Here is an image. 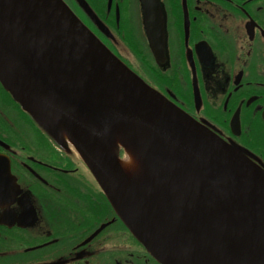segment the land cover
Wrapping results in <instances>:
<instances>
[{
	"label": "water",
	"instance_id": "95a60500",
	"mask_svg": "<svg viewBox=\"0 0 264 264\" xmlns=\"http://www.w3.org/2000/svg\"><path fill=\"white\" fill-rule=\"evenodd\" d=\"M142 2L158 50L160 3ZM0 82L72 144L161 264H264V170L149 86L63 0H0ZM118 141L138 151L147 179L129 177Z\"/></svg>",
	"mask_w": 264,
	"mask_h": 264
},
{
	"label": "flooded vegetation",
	"instance_id": "af4514ba",
	"mask_svg": "<svg viewBox=\"0 0 264 264\" xmlns=\"http://www.w3.org/2000/svg\"><path fill=\"white\" fill-rule=\"evenodd\" d=\"M63 1L133 72L264 170V0H159L158 50L142 0ZM71 148L0 84V264H161Z\"/></svg>",
	"mask_w": 264,
	"mask_h": 264
},
{
	"label": "rangeland",
	"instance_id": "374dc122",
	"mask_svg": "<svg viewBox=\"0 0 264 264\" xmlns=\"http://www.w3.org/2000/svg\"><path fill=\"white\" fill-rule=\"evenodd\" d=\"M135 18H136V16H135ZM136 20L138 22L139 17H138V19L136 18ZM133 26H134L135 31H137L138 30L137 27L134 24H133ZM61 143L66 145V143H68V142L66 140H63ZM68 144H69V146L72 145L70 142ZM116 147H117L116 148L117 149L116 154H117L120 162L122 161L123 163H125L127 161V158H129V156H131L132 158H135L138 155V158H142L141 155L138 153V151H136V150L131 151L130 147H128L127 145H125L121 141L117 142ZM68 148L70 149V147H68ZM71 150H74L76 152V150L73 147L71 148ZM144 165H145V163H144ZM144 165H142V166L139 165L137 168L134 169L133 173L129 172L128 170H125V171L127 172L129 177L133 181L138 182L142 179H147V177H148V169H147L146 165L145 166ZM78 169H79V173L84 174L82 172V171H84L85 172L84 175H86L89 179H91L93 182H95L92 175L90 174V172L86 168V166L79 165Z\"/></svg>",
	"mask_w": 264,
	"mask_h": 264
},
{
	"label": "bare ground",
	"instance_id": "6f19581e",
	"mask_svg": "<svg viewBox=\"0 0 264 264\" xmlns=\"http://www.w3.org/2000/svg\"><path fill=\"white\" fill-rule=\"evenodd\" d=\"M84 24V23H83ZM85 25V24H84ZM181 109V108H180ZM182 110V109H181ZM195 120V119H194ZM120 138V136H119ZM123 166V168L125 170H128L129 172L133 173L134 169L137 168L139 166V163H143L142 161H140L138 158H132L131 156H129V158H127V161L125 163H123L122 161L120 162ZM121 217V216H120ZM129 229V228H128ZM132 232V231H131ZM133 233V232H132ZM136 237V235H135ZM137 238V237H136ZM138 239V238H137Z\"/></svg>",
	"mask_w": 264,
	"mask_h": 264
}]
</instances>
